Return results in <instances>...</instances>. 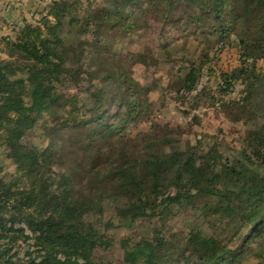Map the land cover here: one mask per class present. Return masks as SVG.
Instances as JSON below:
<instances>
[{"label": "trees", "instance_id": "16d2710c", "mask_svg": "<svg viewBox=\"0 0 264 264\" xmlns=\"http://www.w3.org/2000/svg\"><path fill=\"white\" fill-rule=\"evenodd\" d=\"M44 14L37 23L17 24L15 37L5 39L8 58L0 55V148L16 165L9 179L0 175V264H104L98 252L113 245L104 231L113 224L101 229V220L88 214L102 216L106 202L116 203L127 225L191 204L231 231L219 236L193 225L184 236L161 229L149 238H126V264H239L247 251L263 259L264 168L256 155L264 157V124L228 154L218 144L205 147L200 137L192 145L172 131L134 137L124 131L145 117L152 91L135 78L136 65H173L171 87L191 93L214 49L235 40L241 65L221 74L218 90L224 97L242 81L244 96L220 103L243 113L263 109L264 73L255 60L264 57V0H102L95 6L91 0H50ZM148 19L161 22L158 43L119 50ZM169 26L184 41L179 60L164 40ZM191 47L194 52H187ZM98 80L116 84L126 96L120 126L105 119L108 98ZM84 82L102 111L85 110L66 91ZM42 123L50 142L26 141ZM82 127L89 133L75 141L72 160L62 162L56 149L65 141L58 143L57 131ZM201 198L210 202L197 206ZM241 238L239 251L233 249Z\"/></svg>", "mask_w": 264, "mask_h": 264}, {"label": "rangeland", "instance_id": "374dc122", "mask_svg": "<svg viewBox=\"0 0 264 264\" xmlns=\"http://www.w3.org/2000/svg\"><path fill=\"white\" fill-rule=\"evenodd\" d=\"M43 1L45 3L38 6L34 5L32 1H29V5L27 6L32 7L35 11L28 21L37 23L45 15L44 8L50 0ZM91 2L95 6L100 4L102 0H91ZM12 25L13 27L9 26L6 30H0V55L2 58H8L6 37L14 38L16 34L17 29L15 27L17 24ZM160 27V21L157 22L148 19L140 32H135L131 36H128L125 39V44L122 47H118V49L146 50L148 49L147 46L153 47L155 43H158ZM165 31L167 35L164 40L169 45H172V47H168L167 49L171 51L173 56L176 55L179 60L184 54V41L176 40L181 33L171 26L167 27ZM194 50L191 47V49H187V52L193 53ZM197 56L198 54L195 58ZM240 56L241 54L236 40L231 44L220 47L218 50L214 49L210 55V61L203 68L196 91L191 93H177L176 87L174 88L173 85L171 87V69L173 65L164 64L158 68L136 65L134 67L135 78L141 84L150 85L152 91L149 96V104L145 107V117L130 123L124 133L134 137L143 132L150 136H157L158 134H163L165 131H172L174 134L177 133V136L183 144H196L200 137L203 139L205 147L218 144L221 150L227 154L238 151L246 133L250 129L264 124V108L254 109L251 107L243 113L240 110L229 111L220 103L222 99L225 102L229 100L240 101L244 96L245 85L242 81L237 82L234 89L225 94L224 97H222L218 90L222 82L221 74L239 67L241 65ZM255 69L264 73V57L255 60ZM89 84V82H84L80 84L78 89L71 87L67 88L66 91L72 94L73 99L78 102L80 107H84L85 110L95 112L99 109L102 111L105 106L99 108L97 103L94 102L93 96L87 90ZM96 84L103 89L108 98L106 103L108 110L105 116L106 121L108 120L120 126V118L126 111V96L116 84H111L107 80H98ZM237 117H240L241 120H236ZM248 119H250V123H248ZM48 127L51 129L54 128L52 125ZM45 129L43 123L38 124L27 136L26 141L41 147L46 146L52 136L50 137ZM89 130V128L82 127L57 131L59 132L56 135L59 137L58 143L62 139L65 141L62 146L56 149L60 153L59 156L62 157V162L65 163L72 160L71 157L75 153L74 150L77 149H73L75 147V141L79 140L81 136L88 134ZM249 151L253 152L254 150ZM256 157L258 158L256 162L264 168V157L260 155H256ZM0 164L2 167L0 175L6 174L7 179H9L11 174H15L16 165L10 158L4 155L1 148ZM208 201L210 202V200L201 198L196 200V205L201 206ZM88 216L91 220L99 218L101 220L99 222L101 229H105L104 224L108 222L113 224V227L104 230L113 239V245L109 249H102L98 252V258L104 264H126L123 259L124 252L121 247V241L126 238L132 242L141 238H149L161 229L163 231L179 232L178 234L180 236H184L185 231L189 230L193 225H197L204 226L209 233L220 234L219 236L227 237L231 234V231H227L224 224L219 223L217 219L213 218L206 220L202 215V211L197 210L191 204L176 206L173 211L164 215L162 218L140 217L130 225H127V223L116 215V203L112 202L105 203V211L102 216L96 213H90ZM248 230L243 231L242 236ZM242 239L235 240L230 246L239 251ZM258 250L259 253L263 254V259L254 256V254L251 255L247 251L241 256L238 263L264 264V240L263 247H258Z\"/></svg>", "mask_w": 264, "mask_h": 264}, {"label": "crops", "instance_id": "0c3cea01", "mask_svg": "<svg viewBox=\"0 0 264 264\" xmlns=\"http://www.w3.org/2000/svg\"><path fill=\"white\" fill-rule=\"evenodd\" d=\"M29 1L36 6L45 3L43 0H0V30L13 27L12 24L22 25L24 20L32 17L35 10L27 6Z\"/></svg>", "mask_w": 264, "mask_h": 264}]
</instances>
